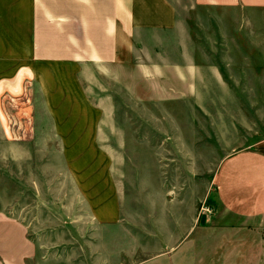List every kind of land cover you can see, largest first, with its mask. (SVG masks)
Here are the masks:
<instances>
[{
	"label": "rangeland",
	"instance_id": "374dc122",
	"mask_svg": "<svg viewBox=\"0 0 264 264\" xmlns=\"http://www.w3.org/2000/svg\"><path fill=\"white\" fill-rule=\"evenodd\" d=\"M170 2L176 27L146 44L149 62H191L197 81L134 65L95 76L87 94L100 109L80 134L51 122L31 82L0 83V219L23 228L25 264H138L144 229L176 217L189 228L220 162L264 138V9Z\"/></svg>",
	"mask_w": 264,
	"mask_h": 264
},
{
	"label": "crops",
	"instance_id": "0c3cea01",
	"mask_svg": "<svg viewBox=\"0 0 264 264\" xmlns=\"http://www.w3.org/2000/svg\"><path fill=\"white\" fill-rule=\"evenodd\" d=\"M190 1L195 9H264V0ZM177 20L170 0H0V83L16 90L31 82L51 122L79 124L73 133L80 134L96 123L87 117L100 107L87 94L95 76L111 80L134 65L143 78L199 80L202 69L191 62H149L146 44L170 33ZM177 58L191 59L183 52ZM72 108L73 118L55 115ZM211 186L206 202L213 213L195 218L192 208L189 228L176 217V227L144 229L138 251L145 257L138 264H264V138L226 156ZM24 235L0 219V264H25L30 249Z\"/></svg>",
	"mask_w": 264,
	"mask_h": 264
},
{
	"label": "built area",
	"instance_id": "2783aa9c",
	"mask_svg": "<svg viewBox=\"0 0 264 264\" xmlns=\"http://www.w3.org/2000/svg\"><path fill=\"white\" fill-rule=\"evenodd\" d=\"M201 214L211 215L213 213V208L208 204L202 205L200 208Z\"/></svg>",
	"mask_w": 264,
	"mask_h": 264
},
{
	"label": "trees",
	"instance_id": "16d2710c",
	"mask_svg": "<svg viewBox=\"0 0 264 264\" xmlns=\"http://www.w3.org/2000/svg\"><path fill=\"white\" fill-rule=\"evenodd\" d=\"M208 204V203H207Z\"/></svg>",
	"mask_w": 264,
	"mask_h": 264
}]
</instances>
